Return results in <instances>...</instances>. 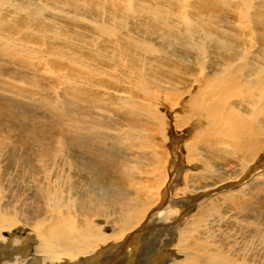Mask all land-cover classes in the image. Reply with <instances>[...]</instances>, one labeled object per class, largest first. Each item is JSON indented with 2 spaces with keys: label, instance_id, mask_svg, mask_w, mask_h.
Segmentation results:
<instances>
[{
  "label": "bare ground",
  "instance_id": "6f19581e",
  "mask_svg": "<svg viewBox=\"0 0 264 264\" xmlns=\"http://www.w3.org/2000/svg\"><path fill=\"white\" fill-rule=\"evenodd\" d=\"M12 1L0 0V10L12 5L17 19L18 14L25 16V28L33 22H51L55 26L54 31L49 29L52 40L66 33L57 29L49 18L51 13L76 19L77 24L89 21L87 25L96 30L95 43L104 46L94 55L110 70L99 72L106 78L99 82L107 89H98L81 64L85 79L93 82L89 89L81 88L74 83H79L76 61L82 57L64 64L63 55L53 53L33 61L31 50L0 41L1 67L17 60L16 64L38 72L50 65L66 68L63 91L69 99L65 104L60 97L39 99L58 112L51 115L46 137L31 130L23 133L24 124L12 128L0 124V264H115L120 259L122 264H264L260 218L204 216L215 199L229 202L258 187L252 183L257 177L251 175L264 170V0H166L175 5L134 7L150 27L132 23V16L123 19L119 0L111 9L104 8L100 0L94 4L92 0ZM216 8L227 16L225 20L214 14ZM69 10L79 12L78 17ZM82 11H91L100 19L91 21L80 15ZM3 24L0 19L8 37L27 36L18 33L23 26L15 27L11 21L7 27ZM36 27L37 40H50L42 36L48 26ZM246 27L257 30L254 37ZM222 28L237 33L226 34ZM153 36L158 45L151 41ZM176 51L179 57H172L178 65L159 66L167 54ZM148 56L151 60H143ZM12 74L22 81L40 78L17 71ZM6 84L0 82V97L5 102L11 97L33 96ZM159 103L165 107L163 113L158 112ZM41 120H35L37 125ZM19 127L21 133L15 131ZM172 130L177 134L171 135ZM159 133L167 143L170 137L183 141L188 164L183 177V166L176 157L160 161L157 147L161 148L163 140L156 143L155 138ZM27 148L29 153H24ZM203 149L208 160L198 154L205 156ZM141 166L149 169L148 177ZM9 168H15L16 175L6 187L8 176L2 175ZM197 175L213 181L214 187L181 198L173 196L189 191L191 183L200 184ZM259 175L264 176V171ZM174 176L179 178V188L167 185ZM226 182L233 187L220 191L226 189ZM188 195L192 198L183 201ZM194 208L196 212L188 216ZM175 215L184 216V222L180 224ZM166 220L170 227L164 229L162 246L154 248V231L149 235L146 231L158 223L165 225ZM246 222L250 232L221 228ZM144 239L145 245L136 247ZM168 246L174 248L172 254L167 253L171 256L165 255ZM139 249L142 256L135 255Z\"/></svg>",
  "mask_w": 264,
  "mask_h": 264
},
{
  "label": "rangeland",
  "instance_id": "374dc122",
  "mask_svg": "<svg viewBox=\"0 0 264 264\" xmlns=\"http://www.w3.org/2000/svg\"><path fill=\"white\" fill-rule=\"evenodd\" d=\"M17 1L19 2L20 0H13L12 2H17ZM25 1H31V2H33L35 4H38L40 2V0H25ZM51 1L54 2L55 0H51ZM72 1H75V0H72ZM96 1L97 0H92L90 2L94 4ZM100 1L101 2L103 1L102 3L104 5V8H106V9H111L112 7H115L117 2H118L117 0H100ZM107 1L109 2V4H108ZM111 1H112L113 5H110ZM129 1H131V2H129ZM119 2H120L119 3V7L121 9H119L118 11H119L120 16L123 19H125V18L127 19L129 16H132V18H131L132 19L131 20L132 23H133V20H134L136 23L144 25V27H150V25L147 24V21L143 17L144 15L141 12L138 13L140 16L138 14H135L134 7H136V8L140 7V9H145V8H150V7L151 8L158 7L160 9V8H169V7H172V6L175 5L174 2L169 3L166 0H140L139 2H138V0H119ZM136 2H138V5H137ZM148 5L150 7H148ZM129 6H132V7H129ZM12 8H13V6L11 5L9 7H6L4 9L0 10V19L2 21V24L4 23L3 25L5 27H7V26H9L11 24V23L9 24V22L11 21L12 23H14L15 27H21V26L24 27V22L22 20L25 18V16L23 14H18V19H19V21H18V19L16 18V15L13 14L12 11H11ZM213 11H216L215 13L214 12L213 13L216 14V16L220 17L221 20H225L226 19L227 16L225 17L224 14H222L221 12L219 13L217 8L214 9ZM69 13L70 14H76L77 15L76 17H78V15H79V12H76V11H73V10H69ZM80 15H86L88 18H90L91 21L93 20V17H94V19L95 18L100 19V17H97L96 14L91 12V11H85V12L82 11ZM49 18H53L54 19V23L57 25V29L60 32H64L66 34H60L59 38H56V39L52 40L53 35L50 33L49 29L54 31L55 30L54 24H52L49 21L46 22V23L33 22V23H30L28 25L29 27L28 26L26 28L24 27L26 30L23 28V29H21L22 30L21 31L18 28V30H19L18 33H20L22 36H25V35L28 36V37L25 36L24 39H21L18 36H14V35H10L8 37L7 34L3 32V28L0 27V41H2L4 39V44L6 46H14V45L17 46L18 45V46H21L22 48L23 47L27 48L29 51L31 50L32 54L34 56V57H32L33 61L47 59L48 56L50 54H53V53H55V54L56 53H61L63 55V57H64L63 60H62L64 64H65V62L67 60L70 61L71 59H75V58L80 59L82 57L81 61H79V60L76 61V65L78 64V66H76L77 69L75 71V74L79 77L78 78V82L79 83L75 82L74 85L78 86V87H81V88H87L88 86H91L90 83L94 82L95 84L100 86V88H98V89H107L106 87L102 86V85H104V84H101L102 82H99V80L106 79V78H103V76H100L99 72L102 71V69H104L105 72H108L110 69L108 67H106L103 64V62H101L94 55V54H98L99 51H101V49L104 48V46H102V45L99 46V44L95 43V37L93 35L95 34L96 30H94L91 26L87 25L90 22L89 21H85L86 22L85 25H82L81 23L77 24L76 21H75L76 19L75 20L69 19L67 17L60 16L59 14L54 13V12L49 15ZM14 20H16V21H14ZM73 21H75V23ZM235 23L238 25L239 21H235ZM17 24H18V26H17ZM37 25H46V26L49 27V28L47 27L48 30H46V31H44L42 33V36L45 34L46 37H50V38H47V39H50V40H44V41H41L42 42L41 43L39 40H37L35 38V37H39L38 34H34V31H36L38 29L36 27ZM238 26H241V25L239 24ZM31 28H32V30H30ZM229 29L222 28V30L226 34H229V33L236 34L237 33V31H235V29H233V30L231 28H229ZM245 29L247 30V32H249L248 35L249 34L252 35L250 37H254L253 34L255 33V31L257 32L256 29H252L251 27L250 28L246 27ZM28 30H29V32H28ZM241 33H242V31H241ZM136 35H138V34H136ZM217 36L222 37L221 35H217ZM151 41H154L158 45V42H156V38L154 36L152 37ZM246 41L249 42V40H246ZM46 42L47 43L50 42V43L47 44ZM55 42H58V44L56 43V45H55ZM64 47H66V48H64ZM50 48H52L54 50H50ZM55 49H57L59 51H57ZM70 50L73 52V54H71V52H69ZM78 52H79V54H77ZM76 54H77V56H76ZM173 55H178V57H179V54L176 51L174 54H172V53L171 54H167L165 59H167V58L169 59ZM16 56H17L16 54L15 55L11 54V57L17 59ZM3 58H4V55L2 53H0V61L3 62V60H2ZM147 58L149 60H151L150 56L144 58L143 60L148 61ZM83 59H85V60H83ZM168 59L167 60H162V62L158 63L159 66L165 65V66H169V67L172 68L174 65H178V63L175 61V59H177V58H175V57L173 58L172 57V60L169 59L170 61ZM15 62H17V60ZM15 62H13V64L4 62L7 66L6 65L4 67L0 66V82L4 83V84L8 83L6 85H11V86L13 85L16 88L21 87L22 90H25L28 94H32L33 96L30 99L16 96V98H18L22 102L18 101L14 97H11L10 102H5V100L0 97V124H4V125L8 124V126H10L11 128L13 127V125H19V124L22 125V124H24L25 127H24L23 133H26L29 130H31V131H34L35 133H37V135H39V136L46 137V136L49 135V132H50L51 115H54L55 113H58V112H56L55 109L51 108L52 106H47V105L43 104L39 99H54L55 97H60L61 104H65V102L67 100H69V99H67V95L68 94L63 91V87H65V85H67L66 79H65L66 78L65 77L66 68H65V71H64V70L61 69V67H56V66L55 67H53V66L51 67V65H50V66H48V68H46L47 70L41 69V70H39L40 72H38V69H31V68H28L25 65L16 64ZM86 62H88V63H86ZM81 64L83 66H85V68L88 70L87 76H88V78L91 77L92 79H89V80H93V82H90L88 79H85L86 78V74L81 72ZM107 69H109V70H107ZM96 70H98V71H96ZM12 71L20 72L21 74L27 75V77H32V76L37 77V75H38L41 79L39 78V79H37L35 81L31 80L32 82H30V81H22V80L19 79V77L17 75L12 74ZM33 72H38V73L35 74ZM44 72H46V73H44ZM62 72H63V74H62ZM97 73L99 75H97ZM44 75H46V76H44ZM112 76H113V78H115V76L113 74H112ZM55 77L57 79H54V82H52V83L49 82ZM112 79H110V80H112ZM97 81H98V83H97ZM87 89H89V88H87ZM78 102H80V100ZM101 103H102V100H101ZM102 106H104V105H102ZM157 107L159 108L158 112L159 113H163L164 108H165L164 105L159 103V105ZM61 109H63L64 112L66 111V108L64 109L62 107ZM61 109H59V112L62 111ZM30 115H31V117H30ZM41 118L43 120H41ZM56 118L57 119H64L65 117H56ZM35 120H41L42 122H41L40 125H37V121H35ZM27 122L29 123V127H27L28 126ZM21 130H22V128L19 127L15 131L17 133H21ZM173 130H174V128H173ZM173 130H172V132L170 134L171 135L172 134H177L176 131H173ZM17 136L18 135L16 134L15 137H17ZM161 137H162V133H159L155 137L156 138V143H158L160 140H163L161 148L159 146L157 147V152L161 156V158H159L160 161L164 162L167 158L176 157L178 163H181L182 166H183V169L181 170V175H180V176L183 177L184 173L186 171L185 167H186V165H188L187 164V151L183 147V144H182L183 141L180 140V141L176 142L175 137H170V140H172V141H169V143H167V140H164ZM22 150L23 149L20 150V153L22 152ZM23 151H24V153H29L30 149L27 148V149H24ZM203 151H204L205 156L203 154H201V153H198V154L201 156L202 160H208V158L206 156L208 154L207 150L203 149ZM212 160H214V159H212ZM216 161H218V160L216 159ZM262 164H264V162ZM5 167H6V164L4 163V165L1 166V169L3 170ZM141 169H142V172H143L144 176L148 177L149 176V169L146 166H141ZM194 169L195 170H199L198 167L194 168ZM7 171L9 173H6L7 175L4 174L2 176H8L7 179H6V182H4V183H5L6 187H9L8 182L13 179L14 175H16V170H15V168H13V169L9 168ZM258 171L259 172H256V173L253 172V174L251 175V176H256L257 177L256 180H254V182H252V183L259 184L258 187H256V185H255L254 188L251 187L247 191L246 194L243 193V195H242V193H240L239 195L234 197V200H228L229 202H227V201H225L223 199H215V201H214L215 205L204 216L206 218H213V219L216 220L220 216H223V215L227 216L229 218H234V215L236 217H239V218L240 217H245L246 215H250L253 218H255V217L260 218L261 219V223L263 225L262 228L264 229V183H263L264 182V176L259 175V174H262V172L264 170H262L261 172H260V170H258ZM225 172H226V170H225ZM197 177L201 181L200 184H196L195 185V184L191 183L189 191H185V192L179 191V192H176L175 195H173V196L175 198H178V197L181 198V197H183L186 194L193 195L194 194L193 192H196V191L201 192L203 190L211 189L212 187H214V185H212L214 183L213 181H210L206 177H201L200 175H197ZM111 178L112 177L109 176L110 180H111ZM173 179L170 180L171 181L170 183H169V180H168L167 185H169L171 187L173 186L175 188L176 187L179 188L180 187L179 178L174 176ZM175 180H176V182H175ZM237 180H234V181H237ZM173 181H174V183H173ZM19 182H20V180H19ZM228 183L230 184V182H226L224 184L227 185ZM250 183H251V181H250ZM11 184L12 185H16V182L12 181ZM116 184H117V181H116ZM224 184H222V186ZM168 187L165 188V189L168 190ZM152 188H154V187H152ZM223 188H221V189H223ZM158 189H159V187H158ZM221 189H219V190L227 192L226 190H228L229 187L226 188V189H223V190H221ZM189 195L186 196L185 199H183V201L188 202V198L189 197L192 198V196H189ZM27 202H28V200L25 201L24 203H27ZM24 203H23V205H24ZM165 205H167L166 201H165L163 206H165ZM192 205L195 206L196 204L193 203ZM24 206L26 207V205H24ZM190 206L188 208H190ZM195 212H196L195 208L190 210V212L188 213V216L194 214ZM84 215L88 216V212L85 211ZM176 216L177 215H175L174 218ZM176 218H177V220L179 219V217H176ZM183 218H184V216H182L178 220L180 222V224H182V222H184V220H182ZM165 222H166L165 225H163L161 223H158L156 225H153L151 227L152 228L151 230L146 231L147 232L146 234H148L149 232L151 233V232L154 231L153 232V236L154 237H153V239L151 241L152 245H154V248L162 246V244H160V241H161V238L163 237V235L165 234L164 229H166L167 227H170V226H168V223H170L169 220H166ZM175 225H177V223ZM221 228L223 230H234L235 228H238L239 230L246 231V232H250V230H251V228L247 227V222L244 223L243 225H237V226L228 225L226 227L221 226ZM256 234L258 235V231L257 230H256ZM145 240L146 239H144L142 242L139 241L140 243L137 242L138 244L136 243V247L139 246L141 248L142 246H144L145 245L144 244ZM136 247H135V249H136ZM171 248H173V247H170V246H168V248L166 247L165 255L168 256L169 254H167V253H170V251H171L170 254H172V249ZM135 249H133V250H135ZM158 249H161V248H158ZM133 250L130 249L129 251L130 252H135ZM139 250H137L138 252L136 251L135 255H139L140 254V256H142V254H143L142 253V249H139ZM169 256H171V255H169ZM138 261H143V258H139ZM118 262H120L122 264L121 259L117 260V263H115V264H119Z\"/></svg>",
  "mask_w": 264,
  "mask_h": 264
},
{
  "label": "water",
  "instance_id": "95a60500",
  "mask_svg": "<svg viewBox=\"0 0 264 264\" xmlns=\"http://www.w3.org/2000/svg\"><path fill=\"white\" fill-rule=\"evenodd\" d=\"M234 186H235V185H234ZM228 187H233V185H227L226 188H228Z\"/></svg>",
  "mask_w": 264,
  "mask_h": 264
}]
</instances>
